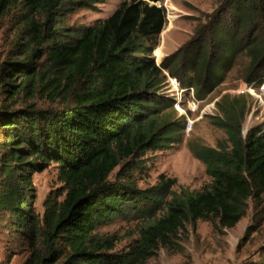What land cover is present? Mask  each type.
<instances>
[{
	"label": "trees",
	"instance_id": "1",
	"mask_svg": "<svg viewBox=\"0 0 264 264\" xmlns=\"http://www.w3.org/2000/svg\"><path fill=\"white\" fill-rule=\"evenodd\" d=\"M161 1L124 0L77 34L60 26L61 19L98 0H0V28L10 18L17 33L0 63V216L10 215L28 246L22 264H142L161 246L179 245L187 224L202 219L233 227L250 198L263 202L264 128L244 133L247 102L240 96L224 94L221 113L212 116L226 130L225 141L189 142L211 177L206 187L176 190V178L164 175L150 188L134 180L147 150L182 138L184 123L165 112L173 105L160 91L165 70L201 98L225 80L239 56L246 57L247 83L264 79V0H225L224 15H213L192 44L157 64L145 38L166 25V9L155 4ZM39 92L58 105L31 102ZM51 162L65 194L49 197L41 216L28 198L32 174ZM117 216L146 222L121 250L115 235L96 232Z\"/></svg>",
	"mask_w": 264,
	"mask_h": 264
},
{
	"label": "rangeland",
	"instance_id": "2",
	"mask_svg": "<svg viewBox=\"0 0 264 264\" xmlns=\"http://www.w3.org/2000/svg\"><path fill=\"white\" fill-rule=\"evenodd\" d=\"M92 6L76 9L61 19L60 26L73 29L79 33L85 26H91L103 21L114 13L124 0H98ZM225 0H163L155 4L162 5L167 12V22L160 35L145 38L153 46L151 52L157 64L170 53L182 46L190 45L199 37V29L207 25L212 16L220 13L224 15ZM226 14V13H225ZM17 40L15 26L10 18L3 21L0 28V63L9 56L12 42ZM246 57L239 56L225 80L204 98L200 99L198 109H188L191 98L190 89L184 92L172 90L169 76L177 78L180 87H187L177 76L166 72V81L160 91L173 99V105L166 107L169 118L181 119L184 127L181 130L182 138L170 147L150 149L140 159L143 162L137 166L132 175L138 186L150 188L161 181V175L176 178L173 189L184 187L190 190H200L211 182L206 172V165L198 159L190 149V141H199L203 144L217 146L221 140H226L227 133L216 125L212 116L221 113L218 102L222 96L228 98L241 97L247 102V112L244 122L246 134L252 126L261 125L264 128V100L254 96L249 91H239L246 85L244 78ZM5 95L0 92V109ZM21 94L20 99H24ZM31 102L44 107L57 106L58 103L44 97L39 92ZM19 106L21 101H11ZM187 110L194 125L189 131L185 130ZM123 165L115 168L111 178H115ZM58 164L51 162L45 169L32 174V190L28 196L33 209L41 216L45 211V201L49 197L62 199L65 194L63 183L58 178ZM245 215L233 226L220 228L209 220H198L195 225L187 224V231L182 233L175 247L161 246L157 253L142 264H264V200L258 203L249 199ZM10 215L3 220L0 216V264H22L28 255L26 242L16 235L10 225ZM146 223L143 220L127 219L120 216L112 221L98 226L96 232L111 234L117 237L116 250L127 248L139 238V228ZM249 226H254L252 233L246 237Z\"/></svg>",
	"mask_w": 264,
	"mask_h": 264
},
{
	"label": "built area",
	"instance_id": "3",
	"mask_svg": "<svg viewBox=\"0 0 264 264\" xmlns=\"http://www.w3.org/2000/svg\"><path fill=\"white\" fill-rule=\"evenodd\" d=\"M158 5V4H157ZM168 82H170V85L173 87L172 90L176 92H184L185 90L190 89L191 98H189L188 101V109L195 111L198 109V105L200 103V99L197 98V96L194 94V87L193 86H187V87H180V82L175 77L169 76ZM246 86L244 88H241L239 91H249L254 96L258 97L261 100H264V79L261 81V83L258 86H254L252 83L249 84L246 82ZM186 116V123H185V130L189 131L193 128L194 125V119L190 117L187 110L184 109Z\"/></svg>",
	"mask_w": 264,
	"mask_h": 264
}]
</instances>
